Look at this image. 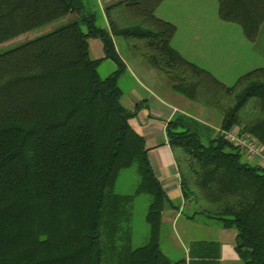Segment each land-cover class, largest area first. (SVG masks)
Masks as SVG:
<instances>
[{
  "label": "trees",
  "instance_id": "trees-1",
  "mask_svg": "<svg viewBox=\"0 0 264 264\" xmlns=\"http://www.w3.org/2000/svg\"><path fill=\"white\" fill-rule=\"evenodd\" d=\"M163 1L0 0V45L64 21L0 53V264H187L160 247L163 212L174 205L130 125L143 104L129 112L121 103L126 65L116 38L174 93L220 113V130L238 127L264 146V68L222 85L172 46L175 25L155 14ZM218 3L220 19L240 25L254 42L264 0ZM92 39L115 65L106 78L99 74L103 60L90 57ZM166 135L186 204L236 231L243 264H264V170L186 115H175ZM132 167L140 184L133 195H120L118 177ZM140 195L151 198L150 235L134 248L132 204Z\"/></svg>",
  "mask_w": 264,
  "mask_h": 264
},
{
  "label": "rangeland",
  "instance_id": "rangeland-1",
  "mask_svg": "<svg viewBox=\"0 0 264 264\" xmlns=\"http://www.w3.org/2000/svg\"><path fill=\"white\" fill-rule=\"evenodd\" d=\"M158 14L174 24L177 29L172 39V46L181 51L183 57L211 73L222 85L232 87L246 74L264 68V23L256 40L252 42L246 37L240 25L220 19L218 0H166ZM63 22L59 21L36 29L2 44L0 53L46 34ZM116 40L120 48L127 54L131 53L123 38H116ZM90 57L92 59L96 57L92 49ZM114 70L115 66L111 61L103 60L99 67V74L102 78H106ZM195 105L197 111L193 113L211 127L204 124L203 126L217 135L218 130L221 129L222 115L212 109ZM139 184L140 174L137 167L125 169L118 177L116 192L120 195H133ZM150 203L151 198L148 195H140L133 201L131 227L134 248L144 246L149 239L150 228L146 222V216ZM171 233L169 230L165 231L162 247L167 249L166 256L169 259L178 260L183 254L180 242L187 240L182 223L177 226L175 234Z\"/></svg>",
  "mask_w": 264,
  "mask_h": 264
},
{
  "label": "crops",
  "instance_id": "crops-1",
  "mask_svg": "<svg viewBox=\"0 0 264 264\" xmlns=\"http://www.w3.org/2000/svg\"><path fill=\"white\" fill-rule=\"evenodd\" d=\"M111 1L109 0V3ZM165 1L158 6L155 14L158 18L168 21L158 14ZM99 6L103 10L101 2ZM102 25L108 27L105 15ZM115 45L126 65V71L119 80L122 91L121 103L129 112H133L137 104H143L142 109L130 119V125L138 135L144 138L154 173L174 205L167 206L163 212L160 237L162 252L166 255L167 249L162 247L165 231L169 230L171 234H175L177 226L182 223V229L187 236L185 242H180L183 254L180 259H170L171 261L185 260L187 264H243L235 250L236 231L221 228L206 216L195 214L194 208L186 204L181 190L178 167L166 135L168 123L177 114L186 115L208 127L211 126L208 123L205 124L193 113L197 111V106L193 102L173 92L165 76L157 73L141 59L135 58L132 52L127 54L120 48L116 39ZM91 49L96 56L94 60H104V47L100 40L92 39ZM176 50L182 55L181 51ZM246 161L255 165L247 157ZM211 242L217 243L218 246L216 248L207 246V243ZM216 254L218 259L214 258Z\"/></svg>",
  "mask_w": 264,
  "mask_h": 264
},
{
  "label": "built area",
  "instance_id": "built-area-1",
  "mask_svg": "<svg viewBox=\"0 0 264 264\" xmlns=\"http://www.w3.org/2000/svg\"><path fill=\"white\" fill-rule=\"evenodd\" d=\"M218 131L229 143L242 151L248 160L253 161L256 166L264 170V146L255 138L242 134L238 127L229 131Z\"/></svg>",
  "mask_w": 264,
  "mask_h": 264
}]
</instances>
